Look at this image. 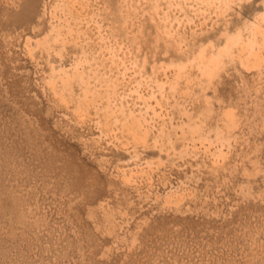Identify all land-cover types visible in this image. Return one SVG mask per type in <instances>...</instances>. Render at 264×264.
<instances>
[{
  "label": "rangeland",
  "instance_id": "374dc122",
  "mask_svg": "<svg viewBox=\"0 0 264 264\" xmlns=\"http://www.w3.org/2000/svg\"><path fill=\"white\" fill-rule=\"evenodd\" d=\"M0 264H264V0H0Z\"/></svg>",
  "mask_w": 264,
  "mask_h": 264
}]
</instances>
